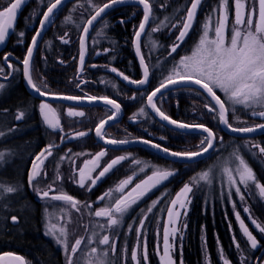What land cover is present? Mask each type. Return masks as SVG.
<instances>
[{"label":"snow or ice","instance_id":"6c2138e0","mask_svg":"<svg viewBox=\"0 0 264 264\" xmlns=\"http://www.w3.org/2000/svg\"><path fill=\"white\" fill-rule=\"evenodd\" d=\"M25 2L26 0H8V6L0 8V45L5 43L6 38L10 34V30H13L17 12ZM124 2L125 0H104L101 5H97L95 0H87L93 14L86 20L85 26L82 29V35L79 38V63L81 65V70H83L86 42L90 28L94 27V22H96L97 18L101 17L102 14H105L107 9ZM63 3L64 0H48L46 11L42 13V18L39 20V27L32 37L31 46L28 47L27 54L22 61L24 66L23 73L27 84L34 92L38 93L40 97L53 96L56 99L67 101H81L86 98L89 102L101 100L105 105H110L113 111L106 120L100 121L96 126L95 135L102 140L104 144H126L129 141L106 138V132L104 131L108 121H116L121 113V104L115 99H111L107 96H58L44 91L41 87L37 86L32 79L31 62L33 51L38 45L43 30L53 23L54 17L63 6ZM138 3L143 6V19L138 28L134 31V44L136 54L139 57V62L143 70L142 78L139 80L130 79L129 76L119 72L115 67H112L110 71L122 77V79L129 84L136 85L138 88H143L145 85L149 84L150 69L141 51V37L142 34H145L146 27L149 26L150 21L154 18L152 16L153 9L150 0H138ZM201 3L202 0H191L190 7L186 9V15L181 17L179 21L172 22L165 17L163 21L151 27L152 32L160 31L162 28L166 27H170L171 29L179 28L178 35L169 46L170 51L168 52V56H173V54L177 53V50L185 42V38L188 36L196 20L197 10ZM230 5L231 14L233 16V26L231 28V35L229 36L228 22ZM77 7H84V5L78 4ZM75 10L76 9L73 8V11ZM68 19H71V17ZM121 23H123V21H121ZM106 26L107 24L105 22V27ZM19 35L23 37L24 33L21 32ZM61 39L64 43H68L67 39L63 37ZM151 47L152 49H156L160 47V45H158L156 41H152ZM173 59H175V57H173ZM4 61L7 67H12L10 63H7V55L4 57ZM93 67H95V65H93ZM0 73H3V69H0ZM3 75L5 79L8 78L6 73ZM162 77L159 84L147 95V106L155 112L161 121H166L168 125L174 126L175 130L200 129L207 135L201 139V146L197 151H169L166 147H162L160 144L153 143L147 139H143L140 142L146 145L150 144L152 148L158 149L162 153L188 162L194 161L196 158L203 156L210 149L214 148V142L217 140V136L209 127L205 126L203 123L189 124L187 122L174 120L162 110V107L157 106L158 102L162 103L165 100V92L171 93L173 91H188L199 95L200 90H203V92L207 94V97H210V101L205 104L207 111L213 114V119L218 120L220 124L224 125L226 129L233 133H254L257 130H264V123L247 125L246 122H243L245 123L243 127L234 126L228 120L229 108L226 107V103L231 102L233 106L232 110L235 111L236 105H242L244 108L250 110L252 116L264 119V0H219V16L215 24H212L211 17L207 18L191 54L181 56L178 62L173 64L166 75L162 73ZM5 87L4 84L0 83V90H3ZM44 87L47 86L45 85ZM216 89L220 90L227 97V101L222 100L220 96L217 95ZM135 98V96L131 97V99ZM39 112L47 128L51 129L53 132H63L57 110L47 102V100H42L40 102ZM24 115L25 113L21 111L16 115L15 119L21 120L24 118ZM67 115L70 117L83 116L84 113L69 108ZM138 115L146 116L147 113L144 108H141ZM131 119L136 120L137 116L134 115ZM3 135L4 133L0 132V137ZM86 135H88L87 132L80 131L67 138L74 139L77 137H85ZM64 139L65 136L60 137L61 142H63ZM55 147H57V145L49 144L35 157L28 177V184L34 189L39 199L43 200L49 198L55 201H63L70 209L77 212H81L82 209L86 208L90 216L99 218L96 223L98 231H92L91 236L87 239V244H98L104 247H91L84 259V264H107L106 258L109 255V251L113 254L116 252L115 237L118 235V229L123 225L124 218L132 209L133 205H136L152 188L167 180L175 173L168 169H157L152 175L136 183L130 190L125 192V189L133 180V177L129 176L122 180L115 189L108 190L98 198V201L107 199L108 202L103 207L93 209L92 204L87 202L82 204L72 195L67 194L58 187H54L55 180L52 183H48L44 188L39 186L42 180H47V172L41 166L48 157L53 155V149ZM245 147L258 149L260 154H264V147H261L259 144H246ZM69 152H71V149H69ZM106 152V149L101 150L94 156H90L87 153H75L74 155L77 157L89 155V158L83 161L82 166H77L76 160L66 155L59 157V161L63 162L65 159H68L72 165L69 179L78 184L80 188H86V190L90 192L92 188L97 185L98 181L126 158L124 156L113 158L101 167V160L105 157ZM6 155L8 154L0 152V163L5 162ZM37 161L39 163H37ZM219 168L227 180L228 191L226 195L229 200L232 199L233 190L241 201H245V193L251 196L255 194V190H258L259 197L264 199V184L258 181L253 169L240 154L239 149L232 154V158L222 161ZM97 169L100 170L97 172ZM141 171H143V168H141ZM94 173L95 175H93ZM236 177L239 178L238 181ZM62 178L58 163L55 179L60 180ZM201 181L211 184V169L193 177L192 183L185 184L181 192L170 202V206L167 209L168 220L163 226V252L161 255V264H175L170 254L173 245L170 243L169 237L177 231L174 225L181 216L180 210L186 207L184 201L188 199V194L192 192V186ZM239 185L244 186V192L241 191ZM18 191L19 186L0 184V200H3L8 194L17 193ZM114 192L120 193V195L118 197L114 196ZM153 207H155V202L147 209V213H151ZM233 208H235L234 201ZM244 212L249 214L252 225H254L260 233L264 234V225L259 223L258 220L251 215L247 206L244 208ZM235 216L236 220L239 222V228L247 238L251 249H257L260 242L249 230V227L241 218L240 213L236 212ZM61 219L65 221L64 224L57 225L50 222L48 231L45 234L51 235L56 243L63 247L66 255V264H75L74 257L82 250L81 245L85 243V240L83 237L77 238L74 240V243L69 246L67 224L73 221L70 213L67 211L61 213ZM11 220L13 223L18 222V218L15 215L11 216ZM146 220L147 214L143 215L138 221V227L135 229L138 241L145 228ZM128 230L129 232L133 231L131 225H128ZM57 233L59 234L57 235ZM157 235H159V233H157ZM233 242L236 244L237 250L243 251L239 243H236L235 237H233ZM159 251L160 246L158 244V254ZM8 255V260L0 256V262H3V264H14V262L25 264L23 257L12 256L11 254ZM126 255L127 249H124L122 256ZM205 255L207 258V252ZM220 255L224 264H229L228 259L223 256L222 248ZM141 256L144 264H147L148 252L146 241L144 242L143 248H141L138 243L131 251V260L136 262V264H140ZM260 259L264 261V258ZM242 264H247L246 258H243Z\"/></svg>","mask_w":264,"mask_h":264},{"label":"trees","instance_id":"16d2710c","mask_svg":"<svg viewBox=\"0 0 264 264\" xmlns=\"http://www.w3.org/2000/svg\"><path fill=\"white\" fill-rule=\"evenodd\" d=\"M103 2L104 0H95L97 5H101ZM47 3L48 0H29V2L24 5L25 7H23L20 13L19 20L15 24V29L11 34L8 44L0 53V69H3V73H0V75L4 76V73H6L7 76L9 75L8 67L3 63L4 55L12 54L18 60L24 59L42 13L47 8ZM150 3L152 4V9H156L158 6L164 7L163 11L159 12L158 15H162L164 18L167 17L169 21L177 22L186 14V9L190 7L191 0H162L160 4H156L154 3V0H150ZM78 4H83L84 7H77ZM6 6H8V0H0V7ZM73 8L76 10L73 11ZM139 8L140 7L134 5L117 7L105 15L96 24L88 40V59L92 57V52L97 48H100L101 50H110L93 61V64L96 65L94 69L89 67L87 70H84V73L81 75L84 83L79 87L78 85L82 83L79 81L81 78H77V76L75 77V75L78 74L77 60L79 58L80 50L79 38L86 20L90 18V15L93 13L91 12L87 0H76L66 4L56 13L53 23L48 25L44 33L33 61L32 79L34 81L36 76L39 79V82L43 83V87L45 85L47 86L44 87L45 89H49L58 94L78 95L80 91H85V93L90 96H107L118 101L125 111V118L121 124L116 125L111 130L115 133V139L128 140L146 138L176 152L196 151L201 146V139L203 138L201 135L175 132L154 120L151 121L150 119L142 121L140 125H132L128 120L141 108H144L148 117H151L146 109L147 95L159 84L163 78L162 73L166 75L172 68L174 62H178L181 56L191 54L195 43L199 39L206 19L211 17L212 24H215L216 19L219 16V0H202V3L197 10L196 20L193 27L185 38V42L177 50V53L173 54V56L165 63L150 62L149 64L145 61L150 69L149 84L143 90L133 91L124 84H121L109 71V68L110 66L115 67L124 75L129 76L130 79L139 80L141 78V72L133 53V38L135 27L138 22L137 16H139ZM69 17H71V19H68ZM118 19H121L123 23L117 22ZM232 19L233 16L231 14L230 5L229 20L231 21ZM105 22L107 24L106 27ZM101 25H103L105 29L102 31L99 41L97 42L95 39V33ZM168 28L169 27L162 28L163 30L157 34V41L159 40L166 46L173 43L176 37L175 30L172 32L169 31V33L167 32ZM21 32L24 33L23 37L19 35ZM63 36L68 37V43H60ZM94 43L96 44L95 47L93 46ZM154 53V50L149 52L148 49H142V54L144 55L145 60H147L145 54L154 55ZM173 57H175V59H173ZM58 60L63 61V64L59 63ZM14 65L13 77L8 81L0 80V83L5 85L18 78L19 80L12 88V91L17 92L18 94V97H16L15 100H22L23 102L26 100L28 101L25 96L27 95V97H30L31 95L24 88L21 66L17 63H14ZM99 66H101V68H99ZM104 66L108 69H104ZM116 87L120 89V92L123 96L125 95V97L134 94L137 97L132 101L120 98L115 92ZM217 95L220 96L222 100H225L220 94L217 93ZM5 98H0V102L3 104L10 102L8 98L4 101ZM32 99L35 98L32 97ZM36 101L38 100L36 99ZM12 102L14 103L16 101ZM191 102L193 105H190ZM200 102L199 99L180 95L173 96L172 98H165L161 103V107L167 115L177 121L187 122L189 124L203 123L215 133L214 128H217L218 126L213 124L214 121L210 119L207 114L203 115L201 118H196L194 116L196 114H189L188 109L192 106H200ZM56 106L67 107L65 105ZM226 107L229 108L228 103H226ZM103 110L104 108H82V111L85 114L80 118V122H78L76 118H67L68 116L60 111L59 118L61 119L60 121L63 131L79 129L93 132L94 127L98 123L97 118ZM197 110L207 112V110H202L201 106L200 109L197 108ZM231 112H233V110L229 108V122V114ZM196 113L199 114V111ZM234 113L237 114L238 111H235ZM106 116L108 115H103L99 121ZM88 117L90 119L89 122L87 121ZM137 118H142V116L139 115ZM57 132L61 133L60 131ZM150 133L160 139L151 138L149 135ZM215 134H217V132ZM90 137H92V134H90ZM222 137V140H219L217 143L218 147L216 145V148L209 156L193 164L175 163L159 157L143 148L110 151L115 153V155L119 154L124 157L127 156V158L122 160L120 164L116 165L108 173L105 183L110 181L115 183L131 175H135L136 182L142 181L157 169L174 171L175 174L173 176H170L165 182L149 191L129 212L130 218L137 219L140 216L147 214L148 219L153 214H163L169 202L182 185L188 182L192 183L193 177H196V175L204 172L208 168L212 169L217 162L223 158V156L234 153L237 149H239L240 154L257 174V167L262 166L253 161L251 155L245 151L246 148L244 149L240 144L241 142L252 140L261 143L259 145L264 147V135L253 139H241L227 136L222 133ZM224 138L229 139V141L225 145L226 148L220 153V144L224 141ZM63 147H69L72 153H85L84 150H87L88 148L80 141L64 144ZM89 148L91 151L95 150L94 141L90 142ZM56 153L57 155H63L65 149L61 147ZM141 168H143V171H141ZM260 181L262 183L264 182L262 177H260ZM227 191V180L222 173L218 176L214 174L212 176L211 184L202 181L194 184L195 194L187 215L186 231L179 256V258L182 259L183 264H204L203 244L206 246L207 251H205V253L207 252L210 264H220L218 256L219 246L223 249L224 255L231 264H242L241 257L246 258L248 261L251 260V264H259L262 262L260 258H264V251H262L261 255L259 252L264 248V236L261 238V249L252 250L248 243L244 241L233 215L234 210L237 208V202L235 201L237 197L233 190L232 199L229 200L226 195ZM85 195L86 194H83V196ZM92 200V202H95L97 198L92 197ZM233 201L235 202V208H233ZM251 201L253 203L256 202L254 205L251 203V212L254 218L264 225L263 201L259 200L256 196L250 199V202ZM154 202L155 207L152 208V212L147 213V209L151 207ZM95 205L97 206L98 203ZM27 217L30 221L27 223L24 218L26 228L22 227L21 222L19 226L14 225L10 233L0 234L1 240L10 244V247L6 245L2 246L9 248L16 253L24 254L25 257L28 256V260L32 264H64V259H62L59 251L60 249L52 240L45 238V232L40 218L37 220L29 213ZM22 218L23 215L21 221ZM233 237H235L236 243H239L243 251L237 250L236 245H234L233 242ZM86 241L87 239L85 242ZM23 250H27L28 253L25 254ZM148 253L149 264H158L151 241L149 243Z\"/></svg>","mask_w":264,"mask_h":264},{"label":"rangeland","instance_id":"374dc122","mask_svg":"<svg viewBox=\"0 0 264 264\" xmlns=\"http://www.w3.org/2000/svg\"><path fill=\"white\" fill-rule=\"evenodd\" d=\"M28 2H29V0H26L25 5ZM161 2H162V0H154V3H156V4H160ZM0 8H2V7H0ZM139 9H140L139 16H137L138 22L136 24L135 30L138 28L140 22L143 19L142 10H141V8H139ZM163 9H164V7H162V6H158L156 9L153 8L152 16L154 19L151 20L150 25L148 27V30L144 36V39H143V42L141 45V47H142L141 49H148L149 52L154 50V52H155L154 55L145 54L146 59H147L145 61L149 64H150V62H152V63H155V62L165 63L172 57V56H168V52L170 51L169 46L172 43L166 46L162 42H160L159 40L157 41V34L160 31H162L163 29H161L160 31H156V32L151 31V27H154L156 24H158L159 22H161L165 19L164 16L158 15L159 12L163 11ZM155 16H157V17H155ZM117 22H121V19H118ZM228 24H229L228 35L230 36L231 35V28L233 26V19L231 21L229 20ZM14 29H15V26H14L13 30ZM104 29H105V27H103V25H101L100 28H98V30H96L95 39L97 40V42L99 41V37L101 36L102 31ZM174 30H175L176 36H177L179 28L171 29L169 27L167 29V32H169V31L172 32ZM65 35H67V34H65ZM63 38L67 39L69 42L68 37L63 36ZM60 41H61L60 43H64L62 39ZM152 41H156V43L158 45H160V47H158L156 49H152V47H151ZM95 45L96 44L94 43L93 46L95 47ZM105 50H107V51H105ZM105 50H101L100 48H97L96 50H94L92 52L91 58L88 59V56H87V61L84 63V67H83L84 69L82 70L80 76H78V74H76L75 77L77 76V78H81L80 80H82L83 77L81 75L84 73V70H87L91 65H94L93 61L96 58L97 59L100 58L102 54H104L105 52H108L110 49L109 50L105 49ZM79 53H80V50H79ZM58 62L63 64V61H61V60L60 61L58 60ZM77 62H79V59L77 60ZM174 63H176V62H174ZM99 68H101V66H99ZM111 68H112V66H110L109 71ZM92 69H94V68H92ZM104 69H108V68L106 66H104ZM78 72H79V70H77V73ZM111 73H114V72L111 71ZM18 80L19 79L17 78L13 82L6 83L5 84L6 87L3 90H0V98L6 97L10 101L8 103H4L5 105L2 102H0V132L4 133V135L2 137H0V152H5L8 154L5 157V162L0 163V184L19 186V191L17 193L8 194L3 200H0V234L10 233L12 230V227H14V225L19 226L22 222L21 221L22 215H23L22 220H24V218H25L26 222L29 223L30 219L28 220V217L26 215H28V213L30 214L31 212L36 213V211L39 213L38 216L40 218V221L42 222L44 232L46 233L48 231V226H49L50 222L55 223L57 225L65 223V221L61 219V213L64 211H67L68 213H70L72 221H73L72 223L67 224L68 243H69V246H71L72 243H74L75 239L83 237L86 240L91 236L93 230L98 231V229L96 228V223H97V220L99 218H96L94 216H90L89 212L86 208L82 209L81 212H77L73 209H70L68 207V205H66L64 202L60 203L59 201L48 199L47 201H44L39 206H35L31 202H28L26 200H22L23 197L25 196V193H26L24 187H25V183H27V180H28V176H27L28 172H29L30 168L32 167V163L35 161V157L39 153V138H40L39 137V101H36V99H32L31 96L27 97V95L25 97L28 99V101L26 100L23 102L22 100H19V101L15 100L16 97H18V94H17V92H13L12 88L14 87V85L16 84V82ZM34 82L37 84V86H43V83L39 82V79L36 76H35ZM82 83H84V81H82ZM82 83L79 85V87L82 85ZM115 92H116L117 96H119L120 98L127 99L129 101L134 100V99H131V97H133V96L137 97L135 94L134 95H128L127 97H125V95L123 96L118 87H116ZM216 92L218 94H220L227 101V97L220 90L216 89ZM180 95L199 99L201 101L199 103L201 106V109L207 110V108L205 107V104L209 100L201 91H200L199 95H197L194 92H188V91H173L171 93H166L165 98H167V97L172 98L173 96H180ZM6 98L4 99V101H6ZM12 101H16V102L13 103ZM227 103L229 105V108H231V110H232L233 106L231 105V102H227ZM157 105H158V107H161L160 102H158ZM190 105H193V103L191 102ZM200 106L197 105V106L190 107L188 109L189 114H191V115L196 114V115H194L196 118H201L203 115L207 114L210 117V119H212L214 121V122L212 121L213 124L218 126L217 128H214L215 133L217 132V134H216V136H217L216 145H217L218 141L222 140L220 138H223L222 133H224V132L222 131L218 120L212 118V116H213L212 113H209L207 111L209 113L208 114L205 111L197 110V108L200 109ZM54 108H56L59 116H60V111H62L66 116H68L67 115L68 110H69V108H72V107L54 106ZM243 108L244 107L242 105H236L235 106V111H238V113L235 114L234 113L235 111H233L229 114L231 124H233L234 126H237V127H243V126H245V123H243V122H246L247 125L264 123V119H262L260 117L252 116L250 114L249 109H247V108L243 109ZM73 110L79 111L78 109H75V108ZM21 111L25 113L24 118L21 120H16L15 119L16 115ZM138 111L134 114L135 116L137 115ZM197 111H199V114L196 113ZM109 114H111V111L109 109L105 108L101 112V114L98 116L97 120H99L103 115H109ZM137 116H139V115H137ZM68 117H70V116H68ZM70 118L78 119V116H72ZM137 119H138V124L141 123L142 121L146 120V119H150L151 121L154 120L152 118V116L148 117V114L146 116H142V118H137ZM228 120H229V117H228ZM128 122L133 124L135 122V120H132L130 118L128 120ZM237 122H239V123H237ZM133 125H136V124H133ZM41 131L43 133V138H44L45 133L47 132V129L44 127V125L42 123H41ZM80 131L81 130L76 129V130H71L70 133L75 134V133L80 132ZM107 134H108L107 136H109L111 138H115L114 132L108 131ZM149 135L155 139H157V138L160 139L159 137L154 136V134H152V133H150ZM201 136H203V135H201ZM50 137H52V139H54V137L52 135H50ZM120 137H123V136H120ZM248 139H253V138H248ZM120 140H124V139H120ZM66 141H67V139H66ZM228 141H229V139L224 138V141L220 144L221 145V148L219 149L220 153L226 148L225 145L228 143ZM256 143L261 144L259 142H254L252 140H248L246 142H241V144L240 143L239 144L242 147H244V149L245 148L247 149V150L245 149V151L251 155L253 161H255L256 163H258L262 166V167H257V169H258L257 174L253 170L254 174L258 178V181L260 183H262L260 181V177H262L263 181H264V154H259L258 149L245 147L246 144H256ZM216 145H215V148H216ZM263 146H264V143H263ZM217 147H218V145H217ZM62 148L65 149L64 155H66L67 157H71L72 159L76 160L77 166H82L83 161L85 159H88L89 155L94 156L97 153L96 149L94 151L87 150L85 153H87L89 155L77 157L74 155L75 153L69 152V148H64V147H62ZM197 150H199V148ZM56 152L57 151L53 152V155H54V156L52 155L53 161H48V163L55 165V166L59 163V166H60L59 172L62 174V177H63L62 179H65L67 176L65 175L64 167H61V166L65 165V164L71 165V163L69 162L68 159H65V161L60 162L58 157L59 156L61 157L62 155H57ZM78 153H80V152H78ZM232 154L233 153L227 154L226 156H223V158L217 162L215 167H213L211 169L212 170V176L214 174L216 176L221 175L222 172L219 168L220 163L222 161H225V160L232 158ZM115 157H121V155H119V154L115 155V153H112L110 151L106 152L105 157H103L101 160V167H103L106 164V162H109L111 159H113ZM125 157L127 158V156H125ZM37 163H39V162L37 161ZM56 168L54 169V174H53L54 177L56 176ZM71 168L72 167H69V169H67L68 175H70V169ZM208 170H210V168L206 169L205 171H208ZM98 171L99 170L97 169V172ZM93 175H95V173ZM150 175H152V174H150ZM150 175H148V176H150ZM198 175H196V176H198ZM131 176L133 177L132 183L125 189V192L130 190L131 187H133L136 183L141 182V181H138V182L135 181V175H131ZM146 178H144V179H146ZM124 179H126V178H124ZM124 179H121L115 183H113L111 181L108 183H105V185L103 187V193L107 192L110 189H115V187L118 186V184ZM236 179L238 181L239 178L236 177ZM71 181H69V183H74L73 181L72 182ZM165 181H163V182H165ZM162 183H160V184H162ZM160 184H158V185H160ZM186 184H191V183L188 182ZM262 184H264V182ZM74 185L78 187L76 189L81 191V194L75 195V197L82 204L84 202L90 203V201H91L90 204H92L93 209H98L100 207H103L108 202L106 199V200L98 203V205L96 206L95 205L96 203L92 202L94 200V199L92 200V197L93 198H99V196L101 194V193H99V191L94 190V188H92V191L89 192L86 190V188H80L78 186V184H76V183H74ZM184 185H182L178 189L176 194L173 196L172 200L175 199L176 195L181 192ZM239 187L241 188V191L244 192V186L239 185ZM154 188H152V189H154ZM34 194L36 195L35 192H34ZM83 194H86V195L83 196ZM194 194L195 193H194V185H193L192 186V192H190L188 194V199L184 201L186 204V207L184 209L180 210L181 216L179 217L178 222L175 223V225H174V227H176L177 231L174 234L170 235V237H169V241L173 245V247L170 251V254H171L175 264H183L182 259L179 258V256H180V252H181V248H182V244H183V240H184V234L186 231L187 215H188V212L190 210V206H191ZM119 195H120V193L114 192V196L118 197ZM254 196H256L259 200H262L264 203V199H261L259 197L258 190H255V194L251 195V196H249L247 193H245V201H241L239 199V197L236 196L237 198L235 199V201L237 202V208L234 210L233 215H234V219L236 221V225H237L244 241L246 243H248L247 238L243 235L241 229L239 228V222L236 220V216H235L236 212L240 213L241 218L244 220L245 224L249 227V230L253 233L254 236H256L257 240L260 242V245L257 249H261L262 248L261 238L264 236V234L260 233L258 231V229H256L255 226L252 225L251 220L249 219V214L244 212V208L247 206L250 210L251 215L253 216V214L251 212L252 211L251 203H252V205H254V204H256V202H254V203L252 201L250 202V199H252ZM36 197H37V195H36ZM142 198L139 200V202L142 200ZM24 201H25V203H24ZM96 201H98V200H96ZM170 202H169V204H168V206H167V208L163 214H156V215L153 214L150 218H148L145 221V228L142 231V234L140 236L139 241L137 240V234H136L135 229L138 227V221L142 216H140L137 219L130 218L129 213H128L124 218L123 225L118 229V235L115 237L116 252H115V254H113L111 251H109V255L106 258L107 264H125V261H126V264H136V262L131 260V251L138 243H139L140 247L143 248L145 241L147 243V252L149 249V243H150V241L152 242V247L154 249L155 257L158 261V264H161V255L163 252V226L167 223V220H168L167 209L170 206ZM136 205H133L132 209ZM25 212H28V213L26 214ZM13 215L17 216L18 222H16V223L12 222L11 216H13ZM259 223H261V222H259ZM128 225L132 226V228H133L132 232H129ZM157 233H159V235H157ZM58 234L59 233H57V235ZM44 236H45V238L52 240L56 244V246L60 249L59 250L60 254L62 256V259H64V264H66V255L64 253L63 247L61 245H58L56 243L55 239L51 235L44 234ZM158 244L160 246L159 254L157 252V245ZM2 245H6V246L10 247V244L3 242L0 238V255L5 254V253H15L14 251H11L9 248H6L5 246H2ZM234 245H236V244L234 243ZM248 245L250 247L249 243H248ZM91 247L101 248L104 246H100L98 244L89 245V244H87V241H86L84 244L81 245L82 250L76 254V257H74L75 264H84V259L87 256L88 252L90 251ZM124 249H127V255L126 256H122ZM202 249H203V253H204V264H210L208 256L206 258V255H205V251H207V249H206V246L204 244L202 245ZM257 249H255V250H257ZM220 251H221V248L219 246L218 247L219 261H220V264H224V261L220 255ZM262 251H264V248H262L260 250V252H259L260 255H261ZM24 253L27 254L28 251L26 250V251H24ZM223 256L226 257L224 255V253H223ZM243 258L244 257H241V261H243ZM24 259H25L26 264H32L28 260L29 259L28 256L24 257ZM251 263H252L251 260H249V261L247 260V264H251ZM140 264H144L142 256L140 257ZM147 264H149V253H148ZM229 264H231L230 261H229ZM259 264H264V261L260 262Z\"/></svg>","mask_w":264,"mask_h":264},{"label":"water","instance_id":"95a60500","mask_svg":"<svg viewBox=\"0 0 264 264\" xmlns=\"http://www.w3.org/2000/svg\"><path fill=\"white\" fill-rule=\"evenodd\" d=\"M74 1H76V0H64L63 6H65V5L68 4V3L74 2ZM24 5H25V4H24ZM24 5H22L21 9L18 10V12H17V18H16V20H15V22H14V26H15V24L17 23V20L19 19L20 13H21V11H22ZM125 5H134V6H138V7L141 8L142 13H143V6L140 5V4L138 3V0H125L124 3H122V4H117V5L113 6V7L110 8V9H107V10H106V13H105V14H102V16L99 17V18H97V21L94 22V27H95V25L97 24V22H98L102 17H104L107 13H109L110 11H112L113 9H115V8H117V7L125 6ZM63 6H62V7H63ZM62 7H61V8H62ZM61 8H60V9H61ZM45 11H46V10H45ZM41 18H42V16H41ZM41 18H40V19H41ZM149 25H150V24H149ZM38 27H39V23H38L37 29H38ZM47 27H48V26H47ZM47 27L43 30L42 36L39 38L38 45H37V47H36V48L34 49V51H33V57H32V62H31V76H32V64H33V60H34V58H35L36 52H37V50H38V48H39V45H40V43H41V41H42V38H43V36H44V33H45ZM94 27H91L90 30H89L88 39H87V42H86V51H85L84 63L87 61V56H88V55H87V44H88L89 36H90V34H91V32H92V30H93ZM148 27H149V26L146 27L145 34H146L147 30H148ZM37 29H36V30H37ZM12 31H13V30H10V34H9V36L6 38L5 43L2 44V45H0V53L4 50L5 46L8 44V41H9L10 36H11V34H12ZM35 32H36V31H35ZM145 34H142L141 42H142V39L144 38ZM34 35H35V33H34ZM34 35H33V36H34ZM81 35H82V32H81ZM81 35H80V36H81ZM31 41H32V39H31ZM31 41H30V43H29V46H31ZM29 46H28V47H29ZM79 49H80V43H79ZM141 51H142V49H141ZM133 53H134V57H135V59H136V62H137V64H138V66H139V69H140V72H141V78H142L143 70H142V67H141L140 62H139V57L137 56L136 51H135L134 38H133ZM26 54H27V52H26ZM26 54H25V56H26ZM6 55L8 56V61H7V63H10V64H11V62H14V63H18V64H20V65L22 66V79H23V85H24L25 89L27 90V92H28L33 98L37 99L38 101H39V100H41V101H42V100H47V102H49V103L61 104V105L69 106V107H72V108H76V107H78V108H106V109H109L111 112L113 111V109H111V106H110V105H105L101 100H96V101H93V102H89V101L85 98V99H82L81 101H67V100L56 99V98H54L53 96L40 97V96L38 95V93L34 92V91L30 88V86L27 84L26 78L24 77V73H23V67H24V66H23V64H22V61H23L24 59H23L22 61H20V60H18L17 58H14L13 55H11V54H6ZM6 55L3 56V63L7 66L6 62L4 61V57H5ZM25 56H24V58H25ZM78 59H79V58H78ZM11 65H12V64H11ZM94 65H95V64H94ZM83 67H84V65H83ZM95 67H96V65H95ZM95 67H93V65L90 66V68H95ZM83 69H84V68H83ZM8 70H9L8 78L5 79L4 76L0 75V80H1V81H7V80H10V79H11V77H12L13 65H12L11 68L8 67ZM77 70H79V72H78V76H80L82 70H81V65H80L79 62H78V64H77ZM110 72H111V71H110ZM112 74H113L114 77H115L117 80H119L122 84H124L126 87H128V88H130V89H132V90H134V91L143 90L144 88H146V87L148 86V84H147V85H145L143 88H138L136 85H132V84H129L127 81H124V80L122 79V77L117 76L116 73H112ZM141 78H140V79H141ZM149 81H150V76H149ZM200 91H201V92L207 97V94L204 93L203 90H200ZM166 93H168V92H165V94H166ZM55 95L63 96V94H55ZM158 95H159V94H158ZM96 97H99V96H96ZM207 99L210 101V97H207ZM117 102H118V101H117ZM118 103H119V102H118ZM212 103H214V102H212ZM157 106H158V105H157ZM146 109H147V111L150 113V115L153 117V119H154L156 122L160 123L162 126L168 128V129H170V130H172V131H176V132H180V133H185V134H198V135L200 134V135H203V136H206V135H207L206 133H203L202 130H200V129L175 130V129H174V126H172V125H168L166 121H161V120L159 119V117L155 114V112H154L150 107L147 106V100H146ZM124 115H125V112H124L123 107L121 106V113L119 114L118 119H117L116 121H108V123L105 125V129H104V131H106V130H107L108 128H110L111 126H113V125L118 124L119 122H121L122 119L124 118ZM106 119H107V117L104 118L103 120H106ZM172 119H173V118H172ZM174 120H175V119H174ZM101 121H102V120H101ZM99 123H100V122H99ZM99 123H98V124H99ZM98 124H97V125H98ZM97 125H96V126H97ZM219 125H220L222 131H223L226 135L231 136V137H235V138L248 139V138H256V137H259V136L264 135V130H257V131L254 132V133H233V132H231L230 130L226 129L224 125H222V124H220V123H219ZM95 128H96V127H95ZM95 128H94V130H93V132H92V133H93V136H94V138H95V140L97 141L98 144H100L101 146H103V147H104L105 149H107V150L122 151V150H128V149H132V148H143V149L149 150L150 152H152V153L158 155L159 157H162V158H164V159H166V160H169V161H172V162H175V163H183V164L197 163V162H199V161L205 159L207 156H209V155L211 154V152L214 150L215 145H216V141H215V142H214V148H213V149H210L207 153H205V154H204L203 156H201V157L196 158L194 161L188 162V161H184V160H181V159H178V158L172 157V156H170V155H168V154H166V153H162V152H160L158 149L152 148L150 144L146 145V144L140 142V141L143 140L144 138L128 139L127 141H129V142L126 143V144H118V145L104 144L103 141L100 140V139L95 135ZM106 138H107V137H106ZM147 140H148V139H147ZM149 141H151V140H149ZM151 142H153V141H151ZM153 143H156V142H153ZM162 147H163V146H162ZM169 151H173V150H170V149H169ZM8 254H11L12 256H21V257H23L21 254H18V253H5V254H2V255H0V256L4 257L5 260H8V259H9V255H8ZM23 259H24V257H23ZM24 261H25V259H24ZM0 264H3V262H0ZM14 264H18V262H14ZM25 264H26V263H25Z\"/></svg>","mask_w":264,"mask_h":264},{"label":"flooded vegetation","instance_id":"af4514ba","mask_svg":"<svg viewBox=\"0 0 264 264\" xmlns=\"http://www.w3.org/2000/svg\"><path fill=\"white\" fill-rule=\"evenodd\" d=\"M12 55V54H11ZM14 58H15V56H13ZM20 61H22V60H20ZM34 61V60H33ZM11 64L13 65V70H12V77H13V74H14V62H11ZM18 64V63H17ZM18 65H20V64H18ZM21 66V65H20ZM32 66H33V64H32ZM21 73H22V66H21ZM11 77V78H12ZM8 81V80H7ZM22 81H23V79H22ZM81 81H83V79L81 80ZM39 87H41L44 91H46V92H48V93H51V94H58V93H55V92H52V91H50L49 89H45L43 86H39ZM25 88V87H24ZM63 95H71V94H63ZM74 96H79V97H86V96H90V95H88L87 93H85V91H80V93L78 94V95H74ZM96 97V96H95ZM40 102H41V100H39V104H40ZM53 107L54 106H56V105H61V104H54V103H50ZM74 109V108H73ZM75 109H78L79 111H82V108H78V107H76ZM105 109V108H104ZM83 112V111H82ZM125 112V111H124ZM84 113V112H83ZM85 114V113H84ZM150 114V113H149ZM110 115V114H109ZM108 115V116H109ZM84 116V115H83ZM83 116H78V122H80V118H82ZM108 116H106V117H108ZM106 117H104V118H106ZM67 118H70V117H67ZM103 118V119H104ZM124 118H125V115H124ZM124 118L122 119V121L121 122H119L118 124H121L123 121H124ZM153 118V117H152ZM71 119H74V118H71ZM102 119V120H103ZM61 120V119H60ZM88 122L90 121V119H89V117H88V120H87ZM100 121L98 120V123H99ZM41 123L44 125V127L47 129V132L45 133V136H44V138H43V133H42V131H41ZM97 123V124H98ZM118 124H115V125H113V126H111L110 128H108L105 132H106V137L107 138H111V137H109V136H107L108 134V131H111L116 125H118ZM133 124H136V125H140V123L138 124V119H136L135 120V122L133 123ZM132 124V125H133ZM96 127V126H95ZM94 127V128H95ZM82 128V127H81ZM78 130V129H77ZM94 130V129H93ZM52 130L51 129H49V128H47V126L43 123V120H42V117H41V115H40V112H39V153L41 152V151H43L49 144H55V145H57V147H55L54 149H53V152H55V151H57V150H59L61 147H63L64 146V144H69V143H74V142H76V141H80L84 146L86 145L88 148H87V150H89V151H91L90 150V142L91 141H94V143H95V149H96V151H97V153L99 152V151H101V150H105V148L103 147V146H101L100 144H98L97 143V141L95 140V138H94V136H93V133L92 132H90L89 130H81V131H84V132H87L88 133V135H86L85 137H77V138H74V139H69V138H67L68 136H70V135H73V133H70V131H68V130H64L63 132H61V133H58L57 131L56 132H51ZM112 132V131H111ZM78 133V132H77ZM90 134H92V137H90ZM50 135H52L53 137H54V139H52V137H50ZM117 135V134H116ZM61 136H65V139H64V141L63 142H61V140H60V137ZM117 136H119V135H117ZM114 137H115V134H114ZM151 138H153L152 136H151ZM66 139H67V141H66ZM115 139V138H114ZM144 139H146V138H144ZM116 140H120V139H116ZM149 140V139H148ZM86 141H88V142H86ZM152 141V140H151ZM69 148V147H68ZM87 150H84L85 152L87 151ZM107 150V149H106ZM109 151H113V150H107V152H109ZM39 153H38V155H39ZM54 156V155H53ZM53 156H50V157H48V159L47 160H45L44 161V164L41 166L46 172H47V180H42L41 181V183H40V187L41 188H44V187H46L47 186V184L48 183H52L54 180H55V183H54V187H58V188H60L62 191H64V192H66L67 194H69V195H72L73 197H75V195H78V194H81V191H79L78 189H76V188H78L77 186H75L74 185V183H69V181H71V179H69V175H68V171H67V169H69V167H72V165H67V164H65V165H63V166H61V167H64V172H65V175L67 176L65 179H60V180H56L55 179V177L53 176V174H54V169L57 167V165L55 166V165H52V164H50V163H48V161H53ZM62 156H65L64 154L62 155ZM60 157V156H59ZM58 157V158H59ZM115 158H118V157H115ZM122 162V161H121ZM120 162V163H121ZM119 163V164H120ZM31 167V166H30ZM60 167V166H59ZM68 167V168H67ZM31 169H32V167L30 168V170H29V172H28V177H29V174H30V172H31ZM98 170H100V169H98ZM107 175L108 174H106V176L105 177H103L100 181H98L97 182V186H95L94 187V190H97V191H99L101 194H100V196L102 195V193H103V187H104V185H105V180H106V178H107ZM72 182V181H71ZM24 189H25V196L23 197V199L22 200H26V201H28V202H31L33 205H35V206H39L40 204H42L44 201H47L49 198H45V199H39L38 197H36V195L34 194V189L32 188V187H30L29 186V184H28V180H27V183H25V187H24ZM90 194V193H89ZM99 196V197H100ZM97 200H98V198H97ZM59 202H63V201H59ZM101 201H95V203H100ZM24 203H25V201H24ZM26 214H27V212H25ZM30 214H32V216H34L37 220H39V213L36 211V213H30ZM27 216V215H26ZM25 222V220H22V227L23 228H25L26 227V224L24 223ZM16 253V252H15ZM18 254H20V253H18ZM22 255V254H21ZM22 256H24L25 257V255L23 254Z\"/></svg>","mask_w":264,"mask_h":264}]
</instances>
